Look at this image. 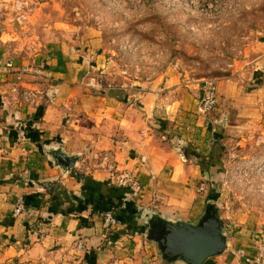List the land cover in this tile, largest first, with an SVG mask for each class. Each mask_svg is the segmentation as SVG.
Returning a JSON list of instances; mask_svg holds the SVG:
<instances>
[{
    "label": "crops",
    "instance_id": "obj_1",
    "mask_svg": "<svg viewBox=\"0 0 264 264\" xmlns=\"http://www.w3.org/2000/svg\"><path fill=\"white\" fill-rule=\"evenodd\" d=\"M9 12L10 6L0 12V257L14 264H183L164 262L144 229L151 213L192 223L202 214L204 180L213 166L204 170L198 160L205 143L215 148L222 124L214 118L217 109L198 113L201 83L169 69L105 85L77 55L57 46L43 58V78L16 84L35 92L26 102L3 69L15 57ZM51 147L79 154L83 169L55 166ZM181 147L188 148L187 159ZM101 152L137 174V198L110 179L105 163L94 158ZM20 197L25 211L15 215ZM106 212L119 217L118 226H104ZM242 249L253 260L255 250ZM237 251L231 245L207 264H257Z\"/></svg>",
    "mask_w": 264,
    "mask_h": 264
},
{
    "label": "rangeland",
    "instance_id": "obj_2",
    "mask_svg": "<svg viewBox=\"0 0 264 264\" xmlns=\"http://www.w3.org/2000/svg\"><path fill=\"white\" fill-rule=\"evenodd\" d=\"M2 5L10 6L14 62L31 68L25 81L43 78V58L57 46L77 55L105 85L169 69L192 83L214 79V118L222 131L215 148L205 143L198 160L204 170L213 166L201 211L214 198L230 239L226 251L232 245L258 255L264 248V0H0ZM261 258L257 264H264V253ZM0 264L14 263L2 256Z\"/></svg>",
    "mask_w": 264,
    "mask_h": 264
},
{
    "label": "water",
    "instance_id": "obj_3",
    "mask_svg": "<svg viewBox=\"0 0 264 264\" xmlns=\"http://www.w3.org/2000/svg\"><path fill=\"white\" fill-rule=\"evenodd\" d=\"M180 151L182 157L187 159L188 148L181 147ZM48 155L54 165L65 172L72 170L80 159L79 154L69 155L60 147H51ZM77 175L83 178L80 173ZM144 233L146 239L156 245L161 259L166 263L205 264L209 258L224 253L229 244L224 221L212 197H208L204 211L196 222L172 221L151 213L146 217Z\"/></svg>",
    "mask_w": 264,
    "mask_h": 264
},
{
    "label": "built area",
    "instance_id": "obj_4",
    "mask_svg": "<svg viewBox=\"0 0 264 264\" xmlns=\"http://www.w3.org/2000/svg\"><path fill=\"white\" fill-rule=\"evenodd\" d=\"M8 7H0V12H2V9H6ZM25 16L23 14H17L15 18H17L19 21L24 20ZM7 21L10 23V15L7 16ZM3 69L6 73L10 72L14 75L15 79L18 81V83H22L24 81V77L27 76V74L31 73V68L27 64H21L19 66L16 65L14 62L13 57H8L4 64H3ZM14 92H19L21 91L22 94L24 95V98L26 102L31 101L32 98L35 97V92L30 90V89H22L20 90L19 86H14L12 89ZM219 88L218 84L214 79H203L201 81V95L199 98V102L197 105V111L200 115L208 116L211 114L215 109L216 106L219 102ZM2 145H1V139H0V152L2 151ZM95 159H100L102 162L105 163V167L110 170V179L113 180L114 183H116L118 186L123 187L127 191V195L132 197V198H137L142 191V186L141 183L138 179L137 174L128 168H117V165L114 161L110 160L109 155L106 153L102 158L100 155H96L94 157ZM74 169H83L82 167H79V161L76 163ZM79 170V171H80ZM77 171V170H76ZM204 189V185L202 184L199 188V191H202ZM25 211V204L23 198H18L15 207H14V214L15 215H20ZM103 223L106 228H114L118 226L119 221L116 218L115 214L112 212H106L103 214ZM78 249H83L84 244L82 241H80L77 245ZM258 255L252 260L250 258H247L245 255L244 250H238L237 254L239 256H242L246 258L248 261H255L259 263L261 261V257L263 256L264 253V248L259 247L258 249Z\"/></svg>",
    "mask_w": 264,
    "mask_h": 264
},
{
    "label": "trees",
    "instance_id": "obj_5",
    "mask_svg": "<svg viewBox=\"0 0 264 264\" xmlns=\"http://www.w3.org/2000/svg\"><path fill=\"white\" fill-rule=\"evenodd\" d=\"M212 160H214V161H212V162L216 163V161H215L216 159H215V158H212ZM126 192H127V191H126ZM24 204H25V202H24ZM116 218L119 219V217H117V216H116ZM210 260H211V258H209V259L205 262V264H207V262L210 261Z\"/></svg>",
    "mask_w": 264,
    "mask_h": 264
}]
</instances>
